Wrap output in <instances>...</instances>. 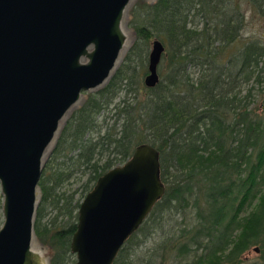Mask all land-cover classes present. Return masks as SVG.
I'll list each match as a JSON object with an SVG mask.
<instances>
[{
	"label": "trees",
	"instance_id": "16d2710c",
	"mask_svg": "<svg viewBox=\"0 0 264 264\" xmlns=\"http://www.w3.org/2000/svg\"><path fill=\"white\" fill-rule=\"evenodd\" d=\"M244 5L252 14L264 16V0H157L136 14L134 28L140 43L135 51L156 36L165 48V65L154 87L143 85L140 101L135 98L132 106L122 99L113 125L117 131L97 140L98 150L104 145L106 150L113 148L122 164L135 147L150 145L159 155L165 192L113 264H134L129 243L140 233L146 237L150 230L163 228V223L188 208L194 210L192 221L172 232L175 224H171L151 257L161 252L165 259L171 251L174 264H238L247 250L259 247L264 259V89L256 108L248 107L252 88L241 95L251 77L264 85L260 73L254 74L264 58V43L241 40ZM239 40L242 44L232 51ZM117 87L108 83L100 96L89 99L76 122L74 139L89 176L86 190L114 167L110 159L103 166L92 163L97 141H84L82 136L93 128V115L108 107ZM87 151L91 156L86 158ZM39 187L43 200L53 210L60 209L61 195L54 197L42 178ZM64 202L58 214L66 217V225L49 238L57 249L55 259L71 253L77 224L80 202ZM41 211L37 208L34 223L37 238L51 228H40ZM55 259L52 264H57ZM145 264H153L152 259Z\"/></svg>",
	"mask_w": 264,
	"mask_h": 264
},
{
	"label": "water",
	"instance_id": "95a60500",
	"mask_svg": "<svg viewBox=\"0 0 264 264\" xmlns=\"http://www.w3.org/2000/svg\"><path fill=\"white\" fill-rule=\"evenodd\" d=\"M130 1L0 0V264H48L33 246L42 157L81 93L110 77ZM163 52L153 40L146 87L159 82ZM164 192L150 145L100 175L77 210L76 264H113Z\"/></svg>",
	"mask_w": 264,
	"mask_h": 264
},
{
	"label": "rangeland",
	"instance_id": "374dc122",
	"mask_svg": "<svg viewBox=\"0 0 264 264\" xmlns=\"http://www.w3.org/2000/svg\"><path fill=\"white\" fill-rule=\"evenodd\" d=\"M156 1L157 0H131L129 2L122 19V27L126 35V42L120 52L115 68L113 69L110 77L105 83L97 88L90 91H83L81 93L78 101L70 107L59 122V127L55 137L44 152L42 157V171L40 179L42 178V183L47 187H51V192L54 197L61 195L63 199L59 203L60 209L64 207L65 199L71 200L72 205H75L77 202L81 203L87 192L91 190H86L85 184L88 177V170L84 168V165H82L81 160L79 159V144L77 145L79 142L74 139L76 132L75 126L77 119L80 116V111L84 109L89 99L100 96V93L105 89L108 83H117L118 87L115 89V95L109 99L108 107L101 108L93 115V128L87 130L82 136V140L95 143L101 137L106 135L107 132L114 134L117 131H114L113 125L117 117V111L122 107V99L127 98V101L132 104L135 98L140 101L144 96L145 90L142 87L144 85V78L147 75L145 72H147L148 54L151 50L153 40L156 39L160 41V39L156 36L151 37L146 46L144 45V49L136 52L134 46L136 43L140 42L137 40L134 21L136 14L141 8H144L145 5L153 4ZM242 9L245 12V26L240 34L241 40L258 39L264 43V16L252 14L250 12V7H247V5H244ZM241 44L242 42L239 40L236 43V46L231 47L230 49L235 51ZM162 56L158 64V74L160 78V71L165 65V61ZM119 69L121 71L118 73ZM122 71H125V74H123L124 78H122L123 75L120 76ZM254 71V74L260 73L262 80H264V58L260 60ZM138 87H140V90ZM248 87L252 88L253 94L248 107L256 108L262 98L261 92L264 89V85L260 86L256 84L254 82V77H251L248 83L243 85L241 95H244L245 90ZM120 124L121 120L115 125L116 129H118V125L120 126ZM74 144L77 147L72 148V145ZM106 156H108V159L115 157V160H113L115 161L114 166L117 164L121 165V161H117L119 158L115 156L113 148L109 147L107 149L104 157ZM37 195V208L41 207L42 209L40 214V228L42 229L44 226H50L51 228L47 234L42 235L40 238H37L34 234L33 246L42 252L48 264H52V260L55 259L54 254L57 249L52 246V239H50L51 243L49 242V238L54 230L61 228V225L62 227L66 225V217L58 214V210L60 209L57 211L53 210L50 203L43 200L40 187L37 191ZM69 197H71V199ZM2 202L3 195L0 189V227L3 223ZM193 211L194 210L188 208L184 211L183 215H177L175 218H171L169 222L167 220L163 223V228H158L154 232L150 230V234L146 237L140 233L138 238L136 237L133 239V241L129 243L128 248L130 249L131 257L134 259V264H145V262L150 258L152 259L153 264H174L173 252L169 251L166 253L163 256L166 257L165 259L161 258V252L157 254L156 257H151L152 253L154 252L156 245L164 241L168 236V228L171 224H175V227L172 226L171 232L173 229H176L177 225L182 226L183 224H188L192 221ZM166 217L168 216H165V218ZM61 259L62 262L60 263ZM76 260V256L72 252H69L62 258L56 257L54 261L57 264H76ZM257 263L264 264L263 256L261 253L257 254L252 248H250L243 254L242 261L238 264Z\"/></svg>",
	"mask_w": 264,
	"mask_h": 264
},
{
	"label": "flooded vegetation",
	"instance_id": "af4514ba",
	"mask_svg": "<svg viewBox=\"0 0 264 264\" xmlns=\"http://www.w3.org/2000/svg\"><path fill=\"white\" fill-rule=\"evenodd\" d=\"M101 139V138H100ZM99 141H97V146H96V150L94 152L93 158L91 160L92 163L97 164L98 166H103L106 164L107 160H108V156H105V153L107 152V150L105 149V145L98 150L99 148ZM90 151V150H89ZM87 151L85 152V157L87 158L88 156H91V153ZM110 160H115L114 158H111ZM89 177V176H88ZM87 177V179H88ZM98 179V178H97ZM71 243V242H70ZM253 249V248H252ZM254 250V249H253ZM257 254L261 253V249L258 247V250L255 251ZM119 253V252H118ZM74 254V253H73ZM75 255V254H74ZM118 255V254H117ZM76 256V255H75ZM117 257V256H116Z\"/></svg>",
	"mask_w": 264,
	"mask_h": 264
}]
</instances>
